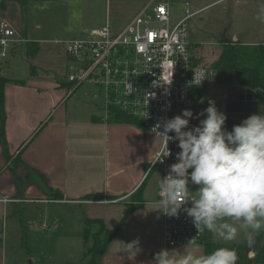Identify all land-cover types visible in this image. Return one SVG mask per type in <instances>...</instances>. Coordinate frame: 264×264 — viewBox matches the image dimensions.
I'll return each mask as SVG.
<instances>
[{"label":"crops","instance_id":"crops-1","mask_svg":"<svg viewBox=\"0 0 264 264\" xmlns=\"http://www.w3.org/2000/svg\"><path fill=\"white\" fill-rule=\"evenodd\" d=\"M261 5H264V0H231L235 17L250 15L251 18L247 22L236 21L239 27L233 24L234 18L230 19L225 31L226 35L229 33V39H235L242 44H264V22L256 19ZM7 21L13 23L12 20ZM60 52L63 53L58 48L57 53ZM0 70L5 75L3 69ZM35 74L34 72L25 80L5 75L12 80H23V83L8 82L4 88V132L10 158L4 157L0 145V197L20 201H0V222L6 214L8 202L16 206L18 203H30L25 201L31 200L50 203L42 201L50 196L35 183L22 187L23 192L18 190L16 169L11 170L12 160L16 156L28 168L17 167L38 172L50 188L63 194L62 199L52 203L64 205L71 210V215L72 212L82 214L83 219L101 218L110 229L117 226L127 205L131 203L130 197L142 184L140 207L134 209L126 218L100 256L99 264H148L153 254L163 248L162 212L156 209L159 183L153 185L149 179L151 172L157 167L148 171L159 148L160 139L132 123L107 122L97 114L95 104L94 107L85 108L68 106L64 95L70 84L65 81V77L62 84L57 79L37 78ZM223 88H226V84L217 83L204 87L202 96L196 100L194 116L206 108L210 100L219 109V102L227 99L226 90ZM251 91L253 92L246 89L245 92L252 93L256 100L257 91ZM197 123L198 120L194 119V124ZM157 169L162 178L160 169ZM20 193L22 197H19ZM96 193H102L109 198L85 199L86 195ZM15 210L17 212V208ZM111 216L114 217L108 219ZM56 226L50 225L47 229L53 231ZM59 226L63 233L66 228L67 233L59 241L52 243V247L61 248L64 252L65 248L73 244V237L78 240L80 226L75 223ZM5 241L2 232L0 264H5ZM133 241L138 242L134 245L137 250L131 248ZM204 244H197L202 252ZM168 249L192 250V246ZM47 264L61 262L54 263V260H50ZM62 264H76V259Z\"/></svg>","mask_w":264,"mask_h":264},{"label":"rangeland","instance_id":"rangeland-1","mask_svg":"<svg viewBox=\"0 0 264 264\" xmlns=\"http://www.w3.org/2000/svg\"><path fill=\"white\" fill-rule=\"evenodd\" d=\"M149 1H154L153 4L158 2L168 4L172 24L185 14L184 6L187 4L191 11L199 10L188 20V37L194 48L196 47L194 50L201 49L202 57L199 63L209 67L223 46L222 41L230 38L229 33L225 34L230 21L234 18L233 24L239 27L237 24L239 20L247 22L251 18L250 15L235 17L232 13L231 0H0V21L12 20L13 23L7 22L28 41L14 45L5 57L0 58V68L8 77L25 80L30 77V67L33 66L36 73L34 76L37 78L57 79L63 84V78L72 72L70 69L72 62L64 52L57 53L58 48L61 47L54 44L53 40L79 37L83 31L104 25L106 22L111 30L119 31ZM29 42H36L40 47L38 54L33 58L27 54ZM223 89L226 90L227 99L236 98L246 89L253 92L249 88L245 89L243 85H226ZM90 92L91 86L81 84L64 100H68V106L76 105L74 106L76 108L94 107ZM218 108L221 111V101ZM96 110L97 114L103 115L102 109L96 108ZM260 112L264 113V105L258 103L257 111L253 113ZM253 113H242L240 120L237 121L231 120L230 113H225L226 127L230 130L234 124L240 123L242 119ZM149 179L153 185L159 183L157 168L151 172ZM195 188L196 186L193 185L192 190ZM190 195L194 196L195 192L190 191ZM25 202L30 203H18L16 206L8 202L6 214L0 222V233L3 232L6 239L5 264H47L50 260L62 264L74 259L76 264L83 262L85 246L82 214L72 212L71 215V210L64 205H57L51 201L50 203L34 200ZM72 223L80 226L78 240L73 237L71 239L73 244L65 248L64 252L61 248L52 247V243H56L64 233H67L66 228L63 233L59 225L67 226ZM50 225L57 226L53 231H48L47 227ZM236 226L239 227L238 222ZM263 232L264 228L255 232L241 230L234 240L224 241L206 230L204 243L231 247L250 243L253 237ZM45 244L48 245L44 246ZM252 254L248 256L251 257Z\"/></svg>","mask_w":264,"mask_h":264},{"label":"built area","instance_id":"built-area-1","mask_svg":"<svg viewBox=\"0 0 264 264\" xmlns=\"http://www.w3.org/2000/svg\"><path fill=\"white\" fill-rule=\"evenodd\" d=\"M153 2L143 6L119 31L111 30L106 22L83 31L79 37L53 40L72 62V72L65 76L70 86L64 98L81 84L91 86L90 97L95 106L103 110L101 117L104 120L119 111L150 133L162 119L180 114L186 108L194 112V91L217 84L214 68L195 63L196 53L188 37V20L199 10L191 11L186 3L185 14L172 24L168 4ZM25 42H28L26 38L7 21H0V58L5 57L14 45ZM193 124L194 119H191L189 126ZM168 147L171 154L162 163L153 164L161 148L160 139L148 169L159 168L162 178L169 165L176 162L175 154L180 150L173 140L169 141ZM0 201L20 200L0 197ZM205 232L197 231L183 210L175 216L162 212L163 248L202 244Z\"/></svg>","mask_w":264,"mask_h":264},{"label":"clouds","instance_id":"clouds-1","mask_svg":"<svg viewBox=\"0 0 264 264\" xmlns=\"http://www.w3.org/2000/svg\"><path fill=\"white\" fill-rule=\"evenodd\" d=\"M256 19L264 22V5L259 7ZM191 119L198 123L189 126ZM226 119L210 100L195 116L186 108L158 121L152 132L161 139V148L153 164L162 163L171 154L169 141H176L180 150L175 154L176 162L160 177L156 209L170 216L183 210L197 231L207 230L231 241L238 231L264 228V113H253L230 130L225 126ZM137 243L133 241L131 248L137 250ZM236 262L237 254L231 248L218 247L204 253L193 244L192 250L161 248L148 264Z\"/></svg>","mask_w":264,"mask_h":264},{"label":"trees","instance_id":"trees-1","mask_svg":"<svg viewBox=\"0 0 264 264\" xmlns=\"http://www.w3.org/2000/svg\"><path fill=\"white\" fill-rule=\"evenodd\" d=\"M216 59L210 67L214 68L217 73V83L226 85H243L251 90H256L255 98L259 104L264 105V44H242L238 41L223 40ZM196 48V47H195ZM192 44V50L195 51V63L198 64L201 60V49H195ZM27 54L33 58L39 51V45L36 42H29L27 44ZM34 73L33 66L30 67V75ZM23 83V80H12L6 77L0 70V145L2 154L6 159L10 156L7 150V141L4 132V124L6 120V112L4 108V88L6 83ZM204 88H198L194 91L193 97L197 100ZM107 122L132 123L140 126L138 122L131 117L121 113L113 112L106 120ZM16 156L11 163V170H15L17 166H23ZM18 190L23 192L25 185L30 183L37 184L51 199H62L63 194L57 190L50 188L46 184L44 177L36 171L27 170L26 176H17ZM24 184V185H23ZM23 187V188H22ZM142 184L136 192L130 197L131 203L127 205V209L120 219L117 226L113 229L107 228L101 218H84V252L83 264H99V258L116 236L119 229L123 225L129 214L141 204ZM19 197H22L20 193ZM103 197L109 198L102 193L88 194L85 199H101ZM136 198V199H134ZM257 244L252 247L253 256L249 257L247 253V243L234 246H221L214 243L204 244V253H209L218 247H228L235 250L237 254L236 264L256 263L264 264V232L258 236Z\"/></svg>","mask_w":264,"mask_h":264},{"label":"water","instance_id":"water-1","mask_svg":"<svg viewBox=\"0 0 264 264\" xmlns=\"http://www.w3.org/2000/svg\"><path fill=\"white\" fill-rule=\"evenodd\" d=\"M235 41V39H234ZM258 101L253 99V94L250 92H241L234 99H225L221 101V112L230 113L231 120H240V114L253 113L257 111ZM27 170L22 167H17L15 174L18 176H26ZM258 236L253 237L250 243H247V253L252 254V247L258 242Z\"/></svg>","mask_w":264,"mask_h":264}]
</instances>
